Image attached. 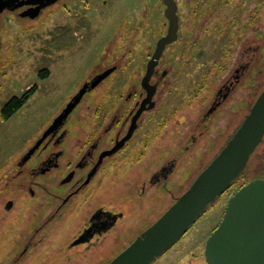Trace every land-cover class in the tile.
<instances>
[{
    "label": "rangeland",
    "instance_id": "obj_1",
    "mask_svg": "<svg viewBox=\"0 0 264 264\" xmlns=\"http://www.w3.org/2000/svg\"><path fill=\"white\" fill-rule=\"evenodd\" d=\"M176 2L178 39L165 48L158 64L160 71L167 72L156 93L157 112L153 114L158 123L140 153L141 165L135 171L138 175L126 170L122 173L126 179L112 180L115 184L110 181L109 190L105 191L111 204L123 205L121 224L96 247L65 250L81 221L75 217L67 225H48L27 248L41 223L34 219L26 202H19L12 212L0 215V264H105L187 189L239 125L264 87V0ZM164 8L162 0H140V6L107 12V18H114L108 22L62 24L61 31L69 32L66 36L61 34V40V31L53 22L25 29L11 25L8 30H1V49L5 45L8 49L0 54V106L25 86L20 76L12 80L11 72H29L31 82H37L36 72L42 68L49 70L50 75L39 83L40 91L13 116L0 117V187L7 170L92 71L123 66L124 70L115 72L107 82L114 84L113 93L118 92L124 77L128 84L136 82L156 41L166 32ZM74 30L76 35H72ZM247 46L258 47L251 60L241 58ZM248 60L249 66L236 88L212 113H207L223 82L241 61ZM87 101L78 107L79 113L85 111ZM144 126L143 132L147 130ZM261 154L262 146L251 154L231 187L152 264H207L206 240L222 219L228 198L263 171ZM171 158L176 163L163 183L136 200L125 201L131 194L130 185H139V180L144 181L154 168Z\"/></svg>",
    "mask_w": 264,
    "mask_h": 264
},
{
    "label": "flooded vegetation",
    "instance_id": "obj_2",
    "mask_svg": "<svg viewBox=\"0 0 264 264\" xmlns=\"http://www.w3.org/2000/svg\"><path fill=\"white\" fill-rule=\"evenodd\" d=\"M136 5L140 6V0H0V16L2 15L0 54L7 53L8 49L6 45L4 50L1 49L4 40L1 30H8L11 25L23 29L40 27L48 22H53L58 29L62 24L85 26L93 21L102 23L111 21L114 18H107V12L119 10L123 6ZM139 23L138 21L134 26ZM68 32L69 30H62L61 33L58 32V37L66 36ZM76 34L77 31L74 30L72 35ZM176 40L167 44L165 48ZM257 50L258 47L247 46L243 48L241 58L251 60ZM160 59L161 57L148 82L149 87L153 86L155 89L149 100H146L147 89L142 85L148 61L144 72L135 83L128 84L124 77L118 92L115 93L112 89L114 84L107 82L115 72L124 68L108 67L113 68L112 72L93 88L86 90L66 118L49 128L54 118L64 108L62 107L2 177L5 182L0 187V215L12 212L19 202H26L27 209H32V214H35L34 219H39L41 223L28 240L27 248L30 247L34 236L43 232L48 225H59L58 227L67 225L75 217H78V222L81 221L73 238L66 244L65 250L96 247L106 234L121 224L125 214L123 205L111 204L110 197L105 191L109 190L110 181L116 182L120 179L124 181L126 178L123 172L126 170L134 171V175H138L135 171L139 170L141 165L140 153L147 147V137H150V131L154 130L155 124L158 123L154 115L157 112L156 93L162 78L167 75L166 70L160 71L158 68ZM250 60L241 61L236 66L220 86L215 101L220 100L228 88L230 92L225 100L229 97L247 70ZM108 68L92 71L85 81L93 80L97 74ZM10 75L13 76L12 80L20 76L19 80L25 86L20 88V93L13 94L0 106V117L4 119L9 118H5L3 114L6 104L12 100L13 103H17L25 98L24 105L32 95L40 91L39 83L43 79L46 80L50 72L46 68L38 70L35 75L37 82L28 81L29 72H11ZM237 78L239 81L235 83ZM85 100H88L85 111L79 113L78 107ZM207 115L202 118L203 121ZM153 119L155 121L151 122ZM144 125L147 130L143 132ZM261 146V156L264 158V137L255 151ZM28 153L30 154L27 156ZM175 161L176 159L172 158L164 160L144 181L139 180V185H130L128 191L131 194L125 201L136 200L142 194H146L151 187L163 183ZM254 172L257 170L254 169ZM255 177L264 178V169ZM138 179L140 178L137 177ZM42 236L43 233L38 238L40 241ZM78 239L82 241L73 244Z\"/></svg>",
    "mask_w": 264,
    "mask_h": 264
},
{
    "label": "water",
    "instance_id": "obj_3",
    "mask_svg": "<svg viewBox=\"0 0 264 264\" xmlns=\"http://www.w3.org/2000/svg\"><path fill=\"white\" fill-rule=\"evenodd\" d=\"M162 3L165 6L164 16L168 26L166 33L157 40L142 78V85L147 89L146 100L155 92L154 87L148 85L154 68L165 46L175 41L178 35L177 2L162 0ZM112 70L113 68H108L97 74L93 80L85 81L54 118L49 128L66 118L86 90L93 88ZM238 81L239 78L235 83ZM229 92L230 88L220 100H214L207 113L215 110ZM263 137L264 87L239 125L187 189L105 264H152L176 243L213 201L231 187L251 154L263 141ZM81 241L78 239L73 244ZM204 256L207 264H264V178L251 179L228 198L222 219L206 240Z\"/></svg>",
    "mask_w": 264,
    "mask_h": 264
},
{
    "label": "trees",
    "instance_id": "obj_4",
    "mask_svg": "<svg viewBox=\"0 0 264 264\" xmlns=\"http://www.w3.org/2000/svg\"><path fill=\"white\" fill-rule=\"evenodd\" d=\"M42 77H43V75H42ZM24 102H25V98H23L22 100H20L17 103H13V100L9 101L6 104L5 111L3 112L4 117L5 118L11 117L23 105Z\"/></svg>",
    "mask_w": 264,
    "mask_h": 264
}]
</instances>
